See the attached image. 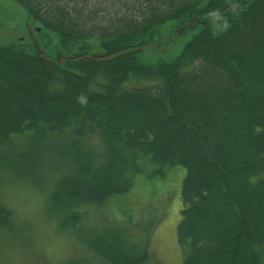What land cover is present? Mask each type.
<instances>
[{"label":"trees","instance_id":"trees-1","mask_svg":"<svg viewBox=\"0 0 264 264\" xmlns=\"http://www.w3.org/2000/svg\"><path fill=\"white\" fill-rule=\"evenodd\" d=\"M15 1L42 29L0 37V185L56 174L48 211L65 229L134 176L184 166V264H264V0H144L106 23L88 0ZM13 214L0 199V229ZM112 229L90 248L143 264Z\"/></svg>","mask_w":264,"mask_h":264},{"label":"rangeland","instance_id":"rangeland-1","mask_svg":"<svg viewBox=\"0 0 264 264\" xmlns=\"http://www.w3.org/2000/svg\"><path fill=\"white\" fill-rule=\"evenodd\" d=\"M143 1L88 0V7L83 11L95 9L96 13L92 11L91 15L100 23H106L111 17L116 20L123 14L137 18L144 10ZM28 23L33 28L26 31ZM37 25L15 0H0L1 39L8 42L18 37L29 39L28 33ZM130 85H142V82L136 80ZM16 140L21 141L22 137ZM86 144L99 154L104 151L98 135L91 136ZM149 167L156 166L149 163ZM9 173L2 179L0 199L14 212L15 226L11 231L0 229V264H82V260L86 264H113L94 252L89 241V238H99L104 230H109L106 233L109 234L112 228L126 230V236L123 231L117 236L122 234L129 245L146 247L148 256L143 264H184L177 238L183 207L180 189L186 174L184 166L167 168L164 174L151 178L145 174L134 176L126 193L109 196L103 205L82 207L81 223L65 229L59 217L51 216L48 211L47 197L56 174L48 178L42 172L21 179Z\"/></svg>","mask_w":264,"mask_h":264},{"label":"water","instance_id":"water-1","mask_svg":"<svg viewBox=\"0 0 264 264\" xmlns=\"http://www.w3.org/2000/svg\"><path fill=\"white\" fill-rule=\"evenodd\" d=\"M30 18V17H29ZM33 19V18H32ZM34 22H36V21H34ZM31 28H33V26H31ZM41 29H42V26H40L39 24L36 26V28H34V31H38V32H40L41 31ZM22 38V37H21ZM23 39V38H22Z\"/></svg>","mask_w":264,"mask_h":264}]
</instances>
